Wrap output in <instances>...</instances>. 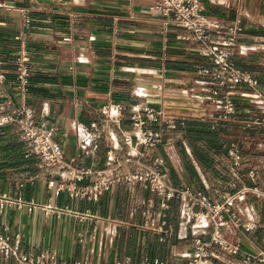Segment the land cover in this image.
Listing matches in <instances>:
<instances>
[{"label": "crops", "instance_id": "obj_1", "mask_svg": "<svg viewBox=\"0 0 264 264\" xmlns=\"http://www.w3.org/2000/svg\"><path fill=\"white\" fill-rule=\"evenodd\" d=\"M8 1L0 8V111L25 105L36 119L56 124L67 161L106 166L110 144L118 147L122 158V131L131 125L136 103L144 116V109H165L169 103L199 104V114H188L175 128L147 120V125L161 129L163 139L139 160L160 161L168 184L199 190L216 200L231 191V183L264 186V123L257 120L264 117L260 99L248 86L218 84L199 71L212 67L201 53L204 45L186 28L166 25L151 8L155 0ZM203 3L210 19L223 25L213 29L215 40L230 35V27H242L235 33L232 58L258 77V90L264 94V0ZM22 48L30 56L26 93L14 85L15 57ZM213 87L232 92L236 111L231 120L214 118L221 107L212 101ZM166 97L179 99L167 102ZM109 102L127 106L119 124L101 111ZM94 125L100 137L80 143L78 128L94 133ZM231 143L239 145L240 166L226 148ZM251 169L257 171L255 180ZM66 178L63 164L47 166L34 155L26 156L25 143L12 127L0 128V232L18 240L26 253L50 250L67 262L113 264L128 258L138 263L149 257L168 264L187 263L196 234L179 216V197L164 199L137 183L114 186L93 200L58 190ZM237 208L254 227L232 224L225 236L242 249L257 252L264 246V196L249 192ZM147 211L163 216L152 222ZM211 232L208 226L197 234L209 239ZM214 249L219 256H212L208 264H243L240 256ZM0 264L15 262L0 255Z\"/></svg>", "mask_w": 264, "mask_h": 264}, {"label": "built area", "instance_id": "obj_2", "mask_svg": "<svg viewBox=\"0 0 264 264\" xmlns=\"http://www.w3.org/2000/svg\"><path fill=\"white\" fill-rule=\"evenodd\" d=\"M8 0H0V8L7 7ZM151 8L164 17L166 25L184 27L191 33V37L204 46L201 53L207 56L212 67H200L199 71L209 75L218 84H243L252 89L253 96L260 99L264 109V94L258 90L259 79L253 73L239 67L232 58L231 47L236 42L235 33L242 27L236 25L230 27V35L222 40L213 38V29L223 25L213 21L205 13L203 0H155ZM31 19L26 16L24 22L30 24ZM30 56L25 48H22L15 57L14 85L17 89L26 93L28 91L31 68ZM214 104L219 105L220 112L214 117L216 121H229L236 111V102L232 92H221L217 87L211 90ZM201 109L199 104H194ZM126 105L121 102H109L101 107L105 117L119 124L123 118ZM142 107L136 103L131 112V125L122 131L125 154L121 158L116 149L110 144L107 150L108 163L103 167L77 166L73 161H67L64 149L58 139L59 127L49 123L46 119H36L33 111L25 106H10L0 111V128L11 126L14 133L25 143V155H34L41 163L47 166L63 164L66 168L67 178L59 186L58 190L67 189L72 196L97 200L107 190L117 185H135L139 183L144 189H149L164 199L179 197L181 219L190 223L196 234L193 239V252L186 264H208L210 258L218 257L219 253L214 247L229 252L232 256H240L243 264H264V246L257 252L242 249L232 243L225 236V231L230 225H241L247 229L254 227L250 220L244 221L237 208L238 203L246 199L249 192L261 197L264 196V186L238 187L230 184L231 191L223 199L216 200L210 195L191 190L188 187L168 184L163 177L162 163L156 161L149 163L139 160V155L156 147L163 139L161 129L147 125V120L158 121L168 128H175L179 123L183 124L188 114H199V111H182L172 109L147 108L146 115L142 114ZM264 123V117L257 118ZM250 124V123H249ZM251 125V124H250ZM95 132L78 128V141L88 143L92 138H99L98 127L94 125ZM139 146H142L140 148ZM228 153L236 166L243 163V157L237 143L226 145ZM131 165H137V169H127ZM139 165V169H138ZM249 175L257 178V171L251 169ZM6 202L10 201L4 198ZM4 204L2 203V206ZM164 205H166L164 203ZM35 204L31 203L32 210ZM149 213L150 221L161 218L163 213ZM210 226L212 232L209 239L202 238L199 230ZM0 255L11 258L15 264H85L76 260L67 262L58 259L55 252L45 250L40 254L26 253L21 249L18 240H12L11 236L0 232ZM113 264H168L165 260L149 257L143 258L138 263H132L128 258L116 261Z\"/></svg>", "mask_w": 264, "mask_h": 264}, {"label": "water", "instance_id": "obj_3", "mask_svg": "<svg viewBox=\"0 0 264 264\" xmlns=\"http://www.w3.org/2000/svg\"><path fill=\"white\" fill-rule=\"evenodd\" d=\"M179 98L177 97H166L167 102L171 101V100H178ZM165 109H178V110H182V111H199L200 109L198 107H196L195 105H191V104H165L164 105Z\"/></svg>", "mask_w": 264, "mask_h": 264}]
</instances>
